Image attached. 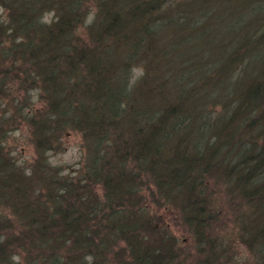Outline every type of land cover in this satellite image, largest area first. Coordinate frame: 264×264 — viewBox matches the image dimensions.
Instances as JSON below:
<instances>
[{
    "label": "trees",
    "instance_id": "trees-1",
    "mask_svg": "<svg viewBox=\"0 0 264 264\" xmlns=\"http://www.w3.org/2000/svg\"><path fill=\"white\" fill-rule=\"evenodd\" d=\"M118 1L98 0L89 40H83L73 30L87 15L83 0H0V66L15 69L13 77L3 70L0 82L36 88L43 100L27 113L29 92L0 99V264H179L171 231L141 205L138 182L148 179L182 209L200 239L212 212L211 179L220 180L226 195H241L246 206L239 215L251 222L245 242L264 251V2L250 15H230L216 30L203 22L200 36L185 38L169 34L184 31L168 26L175 13L153 17L156 0ZM48 11L54 19H45ZM204 35L211 53L197 56L194 45ZM165 38L169 42H158ZM140 57L150 67V83L145 70L141 76L144 99L153 98L125 116L130 63ZM169 57L181 67L184 85L205 84L203 95L209 83L198 76L205 70L210 96L227 99L229 108L209 120L199 108L186 114L192 110L184 86L176 92L183 106L167 94L159 97L171 74L154 64ZM13 114L31 129L35 157L28 169L5 150L10 128L4 123ZM134 119L142 122L129 136ZM69 126L84 130L91 150L74 173L46 159L47 151L61 149Z\"/></svg>",
    "mask_w": 264,
    "mask_h": 264
},
{
    "label": "rangeland",
    "instance_id": "rangeland-1",
    "mask_svg": "<svg viewBox=\"0 0 264 264\" xmlns=\"http://www.w3.org/2000/svg\"><path fill=\"white\" fill-rule=\"evenodd\" d=\"M62 1L63 0H59V3H62ZM124 1L125 0H119L118 3L122 4ZM255 2H264V0H156L154 6L155 10L152 12V15L154 18L160 19L163 16H168V12L175 13V18L178 17L180 20L175 21V18L168 17L171 20L168 26H174L184 31L171 28V30L174 31L169 34L177 37L182 33L186 38L190 32H192V37L196 38L195 36H200L203 33V30L200 29L203 22L209 21L213 29L216 30L222 23L225 24L230 18L232 19V16H230L232 14H252L249 13V9ZM98 3V0H83L87 15L83 22H79L73 28L75 33L83 40H89L90 34L88 29L94 24L93 20L98 12L97 8H99ZM52 4L53 2L50 3L51 6ZM2 10L3 9L0 7V12H2ZM54 15L55 12L52 11H48L44 14L46 17L45 19L51 16L54 19ZM158 42L162 44L169 41L168 38H165ZM176 42L177 40L175 38V44H177ZM211 45L212 44L207 43V37L205 35L200 39L198 38L197 43L194 45L196 55L210 54ZM170 46L171 44L167 43L163 49L168 50ZM193 56L195 57V54H193ZM116 57L122 59V57H124L123 52H118ZM143 58L144 57L135 58V60L130 63L132 67V74L129 80L131 85L127 91L128 98L125 99L128 103L124 113L125 116L126 114L131 115V112L138 111L139 108H141L140 111H142L144 107L150 105V100L153 98L147 95L148 99H146V101L144 99L146 98L144 97L145 88L142 87V82L145 80H142L141 76L145 70V82L149 84L150 67L141 65V63L148 62ZM112 63L114 68L120 66V60L119 63L116 60ZM155 67L162 73L171 74V79H166L167 92L158 93L159 97L167 94L173 97L169 99L171 101L170 103H175L180 100L179 103H181L182 106L184 104V97L187 101L186 104H189V108L192 110L187 111L186 114H191L193 110L199 108L203 112L208 113L209 120H212L214 117L217 118L222 115L224 109L227 110L231 105L218 97L215 98L210 96V90L213 86L211 84L212 78L210 80L206 78L205 74L208 73H206L205 70L201 71L202 73L198 76L209 83V89L207 93L203 95L205 84H201L200 86L184 85L185 83L182 82L179 77L180 73L183 71L179 70V68H181L180 66H173L170 57L167 61L165 60L164 63L156 61L154 64V68ZM192 67L193 64L189 65L184 72L190 71ZM8 68V65L0 66V75L3 73L2 71L5 70L9 77H13L15 69L9 71ZM116 76L117 82L120 83L119 74L116 73ZM208 77H211V75ZM7 83L8 80L7 82H0V99L2 101L10 96L22 98L23 96H27L29 92L30 103L29 105L26 104L24 111L27 113L33 112V110L40 109L39 105H43V100L38 95V89L33 88L29 89V91H25L24 85L20 88L15 82H11L8 83L10 87H7ZM181 87L184 89V92H182L183 97L176 93ZM3 88H7L6 92ZM159 100L160 99H155V102L158 103ZM89 105V101L84 102L85 107H89ZM13 107H9L10 111H12L11 108ZM8 111L9 109L6 108V113H8ZM24 121H26V119L18 114H13L12 117H9L8 120L5 121L4 127L10 128L7 132L5 150L9 153L11 158H14L18 166L28 169L35 157V152L30 137L31 129L29 130V126ZM141 122V119H137L136 121L134 119L133 130L126 129L129 136H131V131H134L136 126ZM83 131L84 130L78 129L75 126H69L60 136V142H62L61 149L47 151L46 159L48 163L51 165H58L63 172L74 173L75 169L78 171L81 162L86 158L88 159L91 153V150L86 144V139L83 136ZM211 183L213 185L211 189L213 195L206 196L209 199L208 202L212 212H210L209 225L206 226L201 233L202 239H200V236L195 230L183 220L181 213L182 209L177 204L174 205L168 202L150 179H148L147 184L140 181L138 182L142 193L141 205L145 207L147 214L150 215L154 222H157L158 226L165 225L171 231L172 239L175 240V252L177 253L176 258L179 259V264H264L261 260V257L264 256V251L257 249L254 245L247 244L245 242V237L242 235L245 233V227H250L249 223L251 222H248V219H244L245 217L241 218L239 216L240 213L244 212L246 209V206L239 201L241 195H226L224 186H221V182L218 179L214 180L212 178ZM95 188L102 199L103 190L101 185H96ZM253 223L255 222L253 221ZM205 260L208 263L205 262Z\"/></svg>",
    "mask_w": 264,
    "mask_h": 264
},
{
    "label": "bare ground",
    "instance_id": "bare-ground-1",
    "mask_svg": "<svg viewBox=\"0 0 264 264\" xmlns=\"http://www.w3.org/2000/svg\"><path fill=\"white\" fill-rule=\"evenodd\" d=\"M256 3H259V2H255L254 4H252V7H253V8H255V7H256ZM252 7H251V8H252ZM255 12H256V11H255ZM263 58H264V57H262V59H263ZM227 101H228V100L226 99V101H225V102H227Z\"/></svg>",
    "mask_w": 264,
    "mask_h": 264
}]
</instances>
